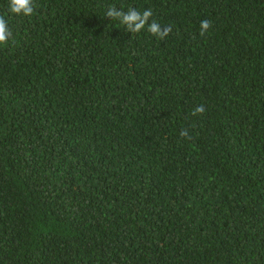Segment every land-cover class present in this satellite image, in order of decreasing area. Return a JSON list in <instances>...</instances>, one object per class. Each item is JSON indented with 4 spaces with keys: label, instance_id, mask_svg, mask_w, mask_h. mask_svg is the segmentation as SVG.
Wrapping results in <instances>:
<instances>
[{
    "label": "trees",
    "instance_id": "trees-1",
    "mask_svg": "<svg viewBox=\"0 0 264 264\" xmlns=\"http://www.w3.org/2000/svg\"><path fill=\"white\" fill-rule=\"evenodd\" d=\"M34 4L0 0V264H264V0Z\"/></svg>",
    "mask_w": 264,
    "mask_h": 264
},
{
    "label": "clouds",
    "instance_id": "clouds-1",
    "mask_svg": "<svg viewBox=\"0 0 264 264\" xmlns=\"http://www.w3.org/2000/svg\"><path fill=\"white\" fill-rule=\"evenodd\" d=\"M8 13L14 16L20 17H31L35 10L34 0H7ZM151 11H144L140 13L135 9H130L128 11H120L117 9H109L107 12V17L109 18H119L120 22L126 26L128 32H139L148 23L149 17H151ZM210 27L207 20L202 21L200 28L201 33L207 31ZM148 30L154 35L163 37L167 35V30H161L160 26L156 23H151L148 25ZM11 36V31L8 25V21L0 16V46H4L9 42ZM197 112H202L203 108H197Z\"/></svg>",
    "mask_w": 264,
    "mask_h": 264
}]
</instances>
